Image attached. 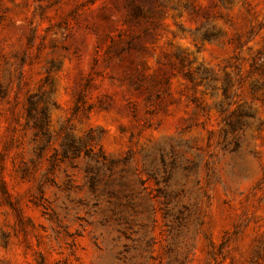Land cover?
Listing matches in <instances>:
<instances>
[{
	"label": "rangeland",
	"instance_id": "1",
	"mask_svg": "<svg viewBox=\"0 0 264 264\" xmlns=\"http://www.w3.org/2000/svg\"><path fill=\"white\" fill-rule=\"evenodd\" d=\"M0 264H264V0H0Z\"/></svg>",
	"mask_w": 264,
	"mask_h": 264
},
{
	"label": "trees",
	"instance_id": "2",
	"mask_svg": "<svg viewBox=\"0 0 264 264\" xmlns=\"http://www.w3.org/2000/svg\"><path fill=\"white\" fill-rule=\"evenodd\" d=\"M187 78L191 79L189 73H185L184 74ZM205 75V74H202ZM205 77V76H204ZM30 104H32V102H30ZM31 107L28 108V117L32 118V111H31ZM244 115H248L250 116L251 114L245 113ZM45 122H46V116L44 113H42V119L35 121L34 125L39 128V130L41 131V133L45 134L44 132V126H45ZM223 123L226 124L228 126V130L230 131H234L238 125H239V120L236 121H229L227 119V116L224 117L223 119ZM237 146V143H235V147ZM80 145L79 144H73L72 142H64L63 146H62V155L63 157H69V158H73V157H77L79 155V151H80ZM41 149V147H40ZM88 155V154H86ZM101 158V160H100ZM159 159L162 163H164V159H165V153L164 152H159ZM105 155L104 154H99L97 156H90V163H88L85 167V173H86V177L89 183V187L91 190L95 189V185L98 181L99 178V172L104 168H110L112 167V165L114 164L113 160H109L108 161V165H105ZM147 174L154 178L156 181H158V175L160 174V169L159 167H154L151 170H149L147 172ZM111 194H114V192H110ZM169 210H166L164 212V217H166L168 215Z\"/></svg>",
	"mask_w": 264,
	"mask_h": 264
}]
</instances>
